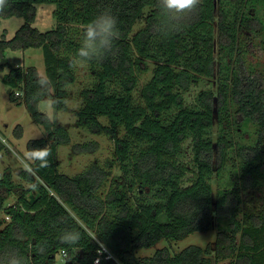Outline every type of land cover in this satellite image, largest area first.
Returning <instances> with one entry per match:
<instances>
[{"label":"trees","instance_id":"trees-1","mask_svg":"<svg viewBox=\"0 0 264 264\" xmlns=\"http://www.w3.org/2000/svg\"><path fill=\"white\" fill-rule=\"evenodd\" d=\"M39 3L55 5L56 26L44 33L31 27ZM105 9L118 17L120 36L113 53L88 64L96 82L82 92L76 125L111 137L114 161L109 167H116L121 180L114 176L107 185L110 171L96 163L73 177L58 172L56 149L70 143V134L38 111L32 99L36 70L10 67L3 81L18 89L11 99L23 96L31 117L46 132V139L29 142L28 151L46 149L49 155L46 164L32 161L29 169H20L18 181L10 170L0 178V261L14 253L28 264H57L56 255L64 250L61 264H94L104 246L120 264H264V205L245 210L242 197L264 187V79L234 60L245 34L260 35L264 54V0H202L185 26L167 38L153 31L155 0H10L0 18L21 17L24 24L10 40L0 39V60L6 50L41 48L52 91L65 98V88L74 83L69 60L82 29ZM145 9L144 26L132 34ZM146 61L155 66L136 99ZM5 68L0 64V73ZM214 78L216 91L198 92L188 104L186 94L201 79ZM249 122L256 126V138L248 144L236 141L238 129ZM187 144L188 163L183 161ZM95 148L93 143L75 146L79 152ZM136 186L139 194L147 189L151 196L130 200ZM214 221L216 238L205 247L136 256L161 240L206 232ZM73 229L80 233L78 242L61 243L60 234ZM99 264L116 263L103 255Z\"/></svg>","mask_w":264,"mask_h":264},{"label":"rangeland","instance_id":"rangeland-1","mask_svg":"<svg viewBox=\"0 0 264 264\" xmlns=\"http://www.w3.org/2000/svg\"><path fill=\"white\" fill-rule=\"evenodd\" d=\"M55 5L50 3H39L35 5V18L31 23V27L37 29L39 32H47L55 28L56 22L53 18V11ZM149 9L144 10L143 18L139 20L132 31V34L140 30L144 26V17L147 15ZM24 24V19L21 17H11L8 19L0 18V39L10 40L15 32ZM78 31L80 27H74ZM76 30V31H77ZM131 34V35H132ZM246 43L238 54L234 55L235 64H241L247 72L253 74H261L264 79V54L260 47V35L250 36L245 34ZM62 56V54L60 55ZM0 64H7V68L0 73V142L3 145V149L0 151V178L5 170H10L13 175V180H17V172L20 169L27 170L31 162L33 161L28 151V144L30 141L46 139V132L42 125L35 122L31 117L23 96L15 99H11L12 94L18 89L4 83L3 78L12 68H29L32 67L41 74H46V63L43 50L41 48L30 49H18V50H6L4 57L0 60ZM145 65L148 67V71L139 76L138 87L134 92V97L137 99L140 88L148 82L151 77L152 70L155 66L154 62L146 61ZM74 75V83L65 88V98L68 96L73 97L72 107L74 112H70L66 109L58 111V120L56 124L65 127L70 134V143L67 145L57 146L56 149V165L59 173L68 177H73L86 169L92 163H96L99 166L110 171V180L107 185H110L113 177H117V180H121L116 167H109L111 162L114 161L113 151L114 142L111 137L103 134H93L85 129H82L76 125L77 113L83 107L82 92L92 88L96 82L89 65L83 68H72ZM264 87V84H263ZM210 89L216 91L217 80L214 78L201 79L194 88H192L187 94L186 99L188 104L192 103L194 96L203 90ZM54 94V91H52ZM21 95V93H20ZM39 112H41L38 109ZM103 125H107V121L103 117L98 118ZM239 122H243L238 119ZM256 126L252 123L242 126L238 129L234 139L241 140L243 143H251L256 138ZM117 136L121 137L123 132L120 128L116 130ZM217 137V125L214 124L212 129V139L216 140ZM50 143V141H48ZM86 143L96 144V148L91 152H79L75 149L77 145H83ZM188 144L185 145V153L183 161L189 162L191 159L190 149ZM187 177H190L188 175ZM231 174H228L223 178V182L226 181ZM116 180V181H117ZM18 181V180H17ZM212 196L216 198V192L218 190V182L215 174L211 178ZM242 193L243 200L246 203L245 210L260 209L264 205V187L259 190H251L249 192ZM254 196H251V195ZM151 193L145 190L144 195L138 193L137 186L128 194L130 200L137 201L143 198H148ZM240 217L242 214L239 215ZM218 230V222L214 221L213 228L206 232H194L187 235L180 240H161L156 245L150 248H143L136 251L138 258L151 257L156 250L166 249L171 255L179 253L184 248L195 245L205 247L208 243L215 240ZM57 264H61L62 259L60 254L56 255ZM230 260L224 262H218L213 264H229Z\"/></svg>","mask_w":264,"mask_h":264},{"label":"clouds","instance_id":"clouds-1","mask_svg":"<svg viewBox=\"0 0 264 264\" xmlns=\"http://www.w3.org/2000/svg\"><path fill=\"white\" fill-rule=\"evenodd\" d=\"M202 0H155L157 21L153 31L161 38L181 30L190 20ZM10 6V0H0V13ZM118 17L110 9H105L96 14L82 29L79 47L69 60L70 68H83L92 62H101L113 53L114 42L119 38ZM37 92L32 99L41 111L43 118L56 123L58 120V106L63 104L65 109L74 112L73 97L58 98L52 92V81L46 74L35 73ZM39 153V155H37ZM35 164L47 162L49 153L46 149H32L29 152ZM34 187V186H33ZM80 239V233L65 230L59 240L63 244H75ZM0 264H28L25 257L19 254H9Z\"/></svg>","mask_w":264,"mask_h":264},{"label":"built area","instance_id":"built-area-1","mask_svg":"<svg viewBox=\"0 0 264 264\" xmlns=\"http://www.w3.org/2000/svg\"><path fill=\"white\" fill-rule=\"evenodd\" d=\"M17 94L18 93H16V95ZM103 255H105L107 259L113 260L116 264H120L117 259L113 256V254H111L110 251L107 250V248H105L104 246H100V249L98 251V257L95 259L94 264H99L101 256ZM60 257L61 259H64L66 257V252L64 250L60 252Z\"/></svg>","mask_w":264,"mask_h":264}]
</instances>
